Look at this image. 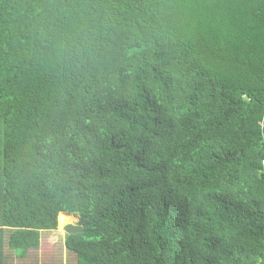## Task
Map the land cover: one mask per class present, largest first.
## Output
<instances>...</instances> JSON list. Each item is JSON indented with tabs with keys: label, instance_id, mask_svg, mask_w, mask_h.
Segmentation results:
<instances>
[{
	"label": "trees",
	"instance_id": "obj_1",
	"mask_svg": "<svg viewBox=\"0 0 264 264\" xmlns=\"http://www.w3.org/2000/svg\"><path fill=\"white\" fill-rule=\"evenodd\" d=\"M263 161L264 0H0V264H264Z\"/></svg>",
	"mask_w": 264,
	"mask_h": 264
},
{
	"label": "rangeland",
	"instance_id": "obj_2",
	"mask_svg": "<svg viewBox=\"0 0 264 264\" xmlns=\"http://www.w3.org/2000/svg\"><path fill=\"white\" fill-rule=\"evenodd\" d=\"M73 217L72 220H70L69 223H67L64 226H61L59 223V218H58V228L56 230V235H60L61 237L65 238L66 237V232L65 228L69 225H74L78 226L79 223V218ZM62 241H64L62 239ZM58 239L57 240H51L49 237H43L42 243H41V249L40 251H36L34 253H30L29 258L26 259L27 262L25 264H69L67 263V258H66V249L64 245H60V243L57 245ZM15 257V258H14ZM10 264H18L19 259L16 256L10 255Z\"/></svg>",
	"mask_w": 264,
	"mask_h": 264
},
{
	"label": "water",
	"instance_id": "obj_3",
	"mask_svg": "<svg viewBox=\"0 0 264 264\" xmlns=\"http://www.w3.org/2000/svg\"><path fill=\"white\" fill-rule=\"evenodd\" d=\"M81 231H82V227L74 226V225H69L65 228V232L67 235H73Z\"/></svg>",
	"mask_w": 264,
	"mask_h": 264
},
{
	"label": "bare ground",
	"instance_id": "obj_4",
	"mask_svg": "<svg viewBox=\"0 0 264 264\" xmlns=\"http://www.w3.org/2000/svg\"><path fill=\"white\" fill-rule=\"evenodd\" d=\"M70 220H72V218L71 217H65V216H63L61 219H60V225L61 226H64V225H66L67 223H69L70 222ZM65 227V226H64Z\"/></svg>",
	"mask_w": 264,
	"mask_h": 264
},
{
	"label": "crops",
	"instance_id": "obj_5",
	"mask_svg": "<svg viewBox=\"0 0 264 264\" xmlns=\"http://www.w3.org/2000/svg\"><path fill=\"white\" fill-rule=\"evenodd\" d=\"M67 215V214H66ZM65 217H71V216H69V215H67V216H65ZM74 217H76V216H74ZM72 219H73V217H71ZM78 218V217H77ZM15 258V257H14Z\"/></svg>",
	"mask_w": 264,
	"mask_h": 264
},
{
	"label": "built area",
	"instance_id": "obj_6",
	"mask_svg": "<svg viewBox=\"0 0 264 264\" xmlns=\"http://www.w3.org/2000/svg\"><path fill=\"white\" fill-rule=\"evenodd\" d=\"M262 164H263V169H264V161H263V163H262Z\"/></svg>",
	"mask_w": 264,
	"mask_h": 264
},
{
	"label": "clouds",
	"instance_id": "obj_7",
	"mask_svg": "<svg viewBox=\"0 0 264 264\" xmlns=\"http://www.w3.org/2000/svg\"><path fill=\"white\" fill-rule=\"evenodd\" d=\"M62 214H65V213H62ZM68 215V214H67ZM69 216H71V215H69ZM74 216V215H73ZM77 217V216H76Z\"/></svg>",
	"mask_w": 264,
	"mask_h": 264
}]
</instances>
